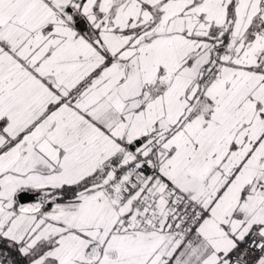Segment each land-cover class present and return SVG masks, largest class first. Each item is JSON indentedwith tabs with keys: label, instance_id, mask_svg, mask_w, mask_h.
Returning <instances> with one entry per match:
<instances>
[{
	"label": "snow or ice",
	"instance_id": "snow-or-ice-1",
	"mask_svg": "<svg viewBox=\"0 0 264 264\" xmlns=\"http://www.w3.org/2000/svg\"><path fill=\"white\" fill-rule=\"evenodd\" d=\"M0 264H264V0H0Z\"/></svg>",
	"mask_w": 264,
	"mask_h": 264
}]
</instances>
